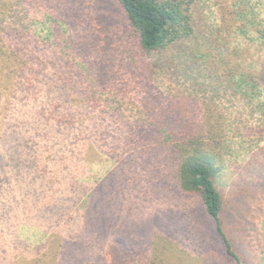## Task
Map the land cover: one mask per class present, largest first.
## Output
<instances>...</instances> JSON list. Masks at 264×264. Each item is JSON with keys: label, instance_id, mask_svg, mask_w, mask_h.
Instances as JSON below:
<instances>
[{"label": "rangeland", "instance_id": "1", "mask_svg": "<svg viewBox=\"0 0 264 264\" xmlns=\"http://www.w3.org/2000/svg\"><path fill=\"white\" fill-rule=\"evenodd\" d=\"M192 9L200 29L212 32L216 50L222 51H201L214 71L228 75L225 48L237 24L247 27L242 36L247 49L238 58L264 63V0H195ZM84 11L92 16L91 26L81 21ZM78 12L81 18H75ZM101 14L108 16L109 27L97 24ZM207 16L213 31H206ZM125 26V13L112 0H0V264H237L221 249L198 196L173 187L156 191L137 168L143 156L127 139L154 99L132 82L110 81L127 41ZM113 42L119 48L111 47ZM147 54L146 60L156 57ZM78 69L87 78L76 80L72 102L60 90L49 92V83ZM99 75L106 76L95 83L97 101L76 99ZM187 87L182 79L164 77L158 89L172 98L186 94ZM201 95L196 97L203 120L216 129L228 124V109L249 115L243 99L211 102ZM259 117L231 120L254 134L218 182L229 199L231 235L245 264H264V185L247 190L240 203L243 219L232 208L240 173H258L264 164L258 151L264 140L257 146L250 141L262 135ZM57 118L70 126L59 125ZM136 176H143L141 183L134 184ZM121 235L131 247L124 255L116 254L120 244L114 243Z\"/></svg>", "mask_w": 264, "mask_h": 264}, {"label": "trees", "instance_id": "2", "mask_svg": "<svg viewBox=\"0 0 264 264\" xmlns=\"http://www.w3.org/2000/svg\"><path fill=\"white\" fill-rule=\"evenodd\" d=\"M112 1L125 13L124 30L127 32V41L122 44L118 39L124 52L120 61L116 63L117 75H110V81L120 86L132 82L140 88H145L154 99L152 101L150 98L145 105L146 118L143 122H137L138 128L131 127L127 139L129 147L143 156L137 165L138 170L147 173L146 180L156 191L173 187L177 191L198 196L207 216L213 220L218 243L223 252L228 258L235 259L237 264H245L243 256L240 255L242 253L240 245L231 235L232 226L230 227L229 218L231 220L232 214H229V199L227 203L218 182L229 160L236 161L241 157L245 143L254 134V129L247 131V127L244 125L240 127L233 123L232 119L245 120L249 116L259 114L262 135L259 139L253 138L250 141L257 146L259 141L264 140V99L261 98L264 93V63L261 64L251 58H238L244 56L247 49L242 41L247 27L237 24L234 30L228 33V49L225 48L227 54L225 53L223 60V65L228 66L227 75L226 71L223 73L214 71L209 65L208 54L201 53L207 47L210 52L215 51L217 46L212 38V32L206 34L199 27L201 24L192 9L195 0ZM238 9V13L241 14V8ZM82 14L78 12L76 14L78 17L75 18ZM84 18L81 21L91 26L92 16L84 11ZM204 19L206 31L216 29L212 27L214 23L211 18L207 16ZM97 24L104 28L109 27L108 16L101 14ZM234 41L237 46L233 47ZM110 46L119 48V43L113 42ZM104 47L109 53V46ZM170 49L173 50L172 55L169 53ZM216 51L222 54L219 49ZM150 53H155L156 57L146 60L144 54ZM62 75L55 83H49V92L53 88L56 91L60 90L62 93L59 95L72 102L71 95L77 89L78 82H85L87 75H82L80 69L76 75L65 73ZM105 76L94 77L93 81L82 87V91H77L79 96L76 95L75 98L88 103L96 102L98 90L95 83L98 85ZM164 77L176 78L179 81L182 79L184 83L189 84L186 88L187 93L182 96L174 95L172 98L165 96L163 92H166L158 89ZM196 94L210 96L211 102L228 97V102L234 104L243 99L250 105L249 115L244 116L243 112L228 109L224 112L225 117L229 118L228 124L224 122L216 129L214 125L204 122V109H201ZM67 115L66 113V117ZM69 119L73 120L74 115H69ZM57 122L59 125L67 124L64 118H57ZM239 138L242 139L237 141ZM254 145L248 149L253 150ZM258 151L264 154V145H261ZM263 171L264 164L258 169V173L248 170L245 174L240 173L236 182L239 191L235 192L236 203L232 206L238 213L241 211L240 203L247 190L257 191L258 187L264 185ZM142 179L143 176H136L133 182L141 183ZM67 211L70 214L71 209ZM238 215L240 220L243 219L241 213ZM77 233L74 238L79 237ZM119 237L114 242L120 244L116 254L122 250L121 255H124L125 252L131 251L129 239L122 235ZM62 249H65V244ZM119 261L126 262L121 259Z\"/></svg>", "mask_w": 264, "mask_h": 264}]
</instances>
